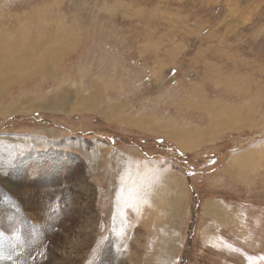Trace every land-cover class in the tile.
I'll use <instances>...</instances> for the list:
<instances>
[{"label": "rangeland", "instance_id": "374dc122", "mask_svg": "<svg viewBox=\"0 0 264 264\" xmlns=\"http://www.w3.org/2000/svg\"><path fill=\"white\" fill-rule=\"evenodd\" d=\"M65 41L76 44L52 55ZM0 47L38 65L51 57L0 86V107L26 105L0 113L2 242L14 231L21 241L37 234L50 242L51 262L65 243L70 264H264V0H0ZM60 87L69 112L48 102ZM218 112V133L190 149L139 119L174 121L195 137ZM92 137L113 153L134 146L183 170L186 187L166 193L180 204L161 219L181 231L111 227L97 199L100 166L86 163L81 146ZM248 151L258 164L246 161ZM47 207L67 212L49 234L28 215L46 223ZM31 222L39 228L32 236ZM16 255L22 261L0 264H36L34 253Z\"/></svg>", "mask_w": 264, "mask_h": 264}, {"label": "crops", "instance_id": "0c3cea01", "mask_svg": "<svg viewBox=\"0 0 264 264\" xmlns=\"http://www.w3.org/2000/svg\"><path fill=\"white\" fill-rule=\"evenodd\" d=\"M87 140L85 144H81L89 146L85 149L88 151L86 156L89 157L85 161L87 164L93 161L100 166L99 177L96 179L97 199L103 206L102 211L111 215L110 224L113 229L165 233L168 230H182L183 227H172L165 220H160L159 223L155 216L157 209H152L156 198L160 195L165 197L168 195L166 193L173 192L175 184L183 189L186 187L187 179L179 166L166 158L149 157L147 153L134 146H117L116 153H113L114 148L110 144L103 142L100 144L94 137ZM101 146H105L104 152H109L104 157L98 152ZM181 216L183 217V211ZM159 237L165 235L159 233Z\"/></svg>", "mask_w": 264, "mask_h": 264}, {"label": "bare ground", "instance_id": "6f19581e", "mask_svg": "<svg viewBox=\"0 0 264 264\" xmlns=\"http://www.w3.org/2000/svg\"><path fill=\"white\" fill-rule=\"evenodd\" d=\"M210 1H212V0H210ZM217 1V0H216ZM234 8H236V7H234ZM141 9V8H140ZM141 12V11H140ZM142 13V12H141ZM3 17V16H2ZM247 18V17H246ZM25 20V19H24ZM21 22V21H20ZM60 23V22H59ZM61 25H62V23H61ZM67 25V24H66ZM68 26V25H67ZM20 27V26H19ZM25 27V26H24ZM70 27V26H69ZM9 29V28H8ZM33 29V28H32ZM31 29V30H32ZM57 29V28H56ZM62 29V27H60V30ZM1 30H3V29H1ZM30 30V29H29ZM30 30V31H31ZM7 31V30H6ZM25 31V30H24ZM47 32H48V30H46ZM45 31V32H46ZM62 31V30H61ZM76 31H77V29H76ZM32 32H33V30H32ZM43 32H44V30H43ZM50 32V31H49ZM53 32V31H52ZM60 32V31H59ZM3 33V32H2ZM6 33V32H5ZM62 33V32H61ZM30 34V33H29ZM36 34V33H35ZM51 34V33H50ZM50 34H49V36H50ZM24 35V34H23ZM23 35H21V36H23ZM38 35V34H37ZM75 35H77V34H75ZM1 36H3V35H1ZM7 36V35H6ZM13 36H14V34H13ZM30 36V35H29ZM43 36V35H42ZM60 36V35H59ZM11 37V36H10ZM15 37V36H14ZM76 37V36H75ZM6 38V37H5ZM34 38H35V36H34ZM49 38V37H48ZM64 38V37H63ZM30 39V38H29ZM32 39H33V37H32ZM9 40V39H8ZM35 40V39H34ZM34 40H33V42H34ZM40 40L42 41L43 39H41L40 38ZM11 41V40H10ZM10 41H9V43H10ZM37 41H39V40H37ZM36 41V42H37ZM40 41V42H41ZM51 41H53V40H51ZM5 42V41H4ZM40 42H38V43H40ZM43 42V41H42ZM12 43V42H11ZM11 43H10V45H11ZM37 43V44H38ZM50 43V42H49ZM77 43H79V42H77ZM14 44V43H13ZM44 44V43H43ZM74 44H76V42H62L61 43V46L60 47H56L55 48V51H53V54L52 55H54L55 57H59L62 53H64L66 50H71V49H73L74 47ZM6 45V44H5ZM27 45V44H26ZM33 45H35V44H33ZM4 46V45H3ZM7 46H8V43H7ZM13 46V45H12ZM37 46V45H36ZM5 47V46H4ZM4 47H0V48H2L1 50H0V86L1 85H5V84H8V83H10V82H12L13 80L14 81H16L17 79H21V77L23 76V75H26V74H28L29 73V71H30V73H32L31 71L32 70H35V69H37L39 66H40V64H44V62H50L51 61V57L50 58H48V59H46V60H40L39 58V61H41V63L38 65V60H37V58L36 59H34V60H36V62L37 63H33V61H29V59L27 60V58H28V56L27 55H20V53H18V52H16V51H7L8 49L7 48H4ZM17 47H19V46H17ZM11 48H13V47H10V50H11ZM16 48V47H15ZM21 49H22V47H20ZM33 47L31 46V49H32ZM14 49V48H13ZM18 49V48H17ZM34 49H37V48H34ZM20 50V49H19ZM38 50V49H37ZM42 50V49H41ZM41 52V51H40ZM42 52L44 53V51L42 50ZM46 52V51H45ZM38 53V52H37ZM7 54H8V56H7ZM40 54V53H39ZM39 54H37V55H39ZM41 55H43V54H41ZM51 55V56H52ZM31 57V56H30ZM34 57V56H33ZM31 59V58H30ZM43 59V58H42ZM53 60H54V58H53ZM56 61V60H55ZM7 64H9V66H7ZM7 67H10L9 69H7ZM40 70V69H39ZM29 73V74H30ZM103 75V74H102ZM102 79V78H101ZM24 80V79H23ZM96 80V79H95ZM98 80V79H97ZM95 83H97V82H95ZM98 83H102L103 84V82H98ZM96 86V85H95ZM103 86V88L105 87L104 85H102ZM2 87V86H1ZM0 87V88H1ZM2 88H4V87H2ZM102 88V87H101ZM102 88V89H103ZM62 89V90H61ZM60 90L61 91H59V92H57V90H55V93H53V96L49 99V104H53V108L55 109V111L57 110V111H62V110H65V111H67V112H69L70 111V109H69V107H64L66 104H67V102H70V100H69V98H68V93H65L64 92V89L63 88H61L60 87ZM97 93H98V89L96 88L93 92H92V94H91V99H92V103H90V105L91 106H94L95 104V101H96V96H97ZM35 94H37V93H35ZM25 95V94H24ZM105 95V94H104ZM95 96V97H94ZM31 97V96H30ZM33 97H34V94H33ZM32 97V98H33ZM94 97V98H93ZM104 97V96H103ZM105 100V99H104ZM108 100V99H107ZM27 101V100H26ZM29 101V100H28ZM112 101V100H111ZM200 101H201V99H200ZM199 101V102H200ZM105 102V101H104ZM110 102L108 101V104H109ZM114 103V102H113ZM41 104V103H40ZM106 104H107V102H106ZM50 105V106H51ZM87 106H89V104H86ZM111 106H112V104H111ZM118 106V105H117ZM117 106H115L116 108H117ZM19 107H26V105L24 106V103L22 102L21 104H19L18 102H13V103H11L8 107H0V113L2 114V115H4V113H7V112H16V111H18L19 109ZM113 107H114V105H113ZM112 107V108H113ZM114 107V108H115ZM120 107V106H119ZM118 107V108H119ZM108 108V107H107ZM108 110V109H107ZM109 111V110H108ZM112 111L114 112V109H112ZM112 113V112H111ZM128 113V112H127ZM110 114V113H109ZM112 115V114H111ZM113 115H114V113H113ZM131 116V114H129V117ZM133 116V115H132ZM221 113H217L216 115H214V117H213V119L211 120V122H210V126H209V129L207 130V131H198L197 132V134H196V136L195 137H187L182 131L183 130H185L186 132H189L190 131V129L188 128V127H182V126H179V125H177L176 123H173V122H165V120H161L160 122H159V119L160 118H157V116H155V118H153V119H149V118H147L146 117V115H144V114H140L139 115V119H140V121L143 123V125L142 126H145V127H150V126H153V125H156L157 127V129L158 130H163V131H165L166 133H169L170 135H172V138H174V139H176V140H178L180 143H181V147L182 148H184V149H190L191 147H194V146H197V145H199V143H201L205 138H207L206 136H208V137H211L212 135H214L215 133H218V130H217V128L219 127V124H220V122H221ZM236 118H238V117H236ZM235 119V118H234ZM227 120V119H226ZM236 120V119H235ZM235 122V121H234ZM234 124H232V126H233ZM193 126V125H192ZM221 126V125H220ZM229 126V125H228ZM223 127V126H222ZM191 128V127H190ZM221 129V128H220ZM224 129V128H223ZM214 138V137H213ZM210 140V139H209ZM85 148H89V146H85ZM102 151V150H101ZM106 152V151H105ZM244 152V151H243ZM254 152H255V150H253V154H254ZM57 153V152H56ZM59 153V152H58ZM100 153V152H99ZM106 154H108V153H105V154H102V157H104V155L106 156ZM56 156V155H55ZM246 156V161L249 163V164H253L254 162H255V164H258L257 162H258V158H259V160H260V157H259V153H258V158H257V156H255L254 158V160H252V157H250V151H248V152H246L245 154H244V157ZM207 157V156H206ZM106 158V157H105ZM240 158V157H239ZM242 159V158H241ZM105 160V159H104ZM235 161L237 160V156H236V158L234 159ZM107 161V160H106ZM236 163H237V161H236ZM238 164H240V163H238ZM45 166V165H44ZM47 166H48V164H47ZM240 166V165H239ZM253 166V165H252ZM40 172H41V170H40ZM141 174V173H140ZM38 175V174H37ZM138 179V178H137ZM130 180H131V178H130ZM129 180V181H130ZM135 182H137L136 180H135ZM54 183V182H53ZM86 184V183H85ZM136 184V183H135ZM48 186H49V184H48ZM121 186V185H120ZM130 186V185H129ZM88 187V186H87ZM136 187V186H135ZM134 187V188H135ZM159 187V186H158ZM85 188H86V186H85ZM94 189V188H93ZM183 190V189H182ZM87 191V190H86ZM2 194V193H1ZM2 196V195H1ZM134 196V195H133ZM156 196V195H155ZM184 196V195H183ZM86 198V197H85ZM132 198V197H131ZM182 198V200H181V202L183 201V197H181ZM154 199V198H153ZM157 200H155V205L154 206H152L153 207V210H155V209H157V214H155V216H156V218L157 219H159L158 220V222L160 223V220L161 219H163V218H165L164 217V215L163 214H165V212H166V210L168 211L169 209H170V207L168 208V204H170L172 201H173V204L174 203H176V204H178L179 202L178 201H180V196H178L177 198H176V201H175V199H173V200H171L170 198H169V196H165V197H162L161 195L158 197V198H156ZM133 200H134V198H133ZM87 202V201H86ZM217 202V201H216ZM146 203H147V201H146ZM180 204V203H179ZM178 204V205H179ZM210 204V203H209ZM211 204H213V202L211 203ZM171 205V204H170ZM178 205H177V207H178ZM176 206V205H175ZM217 207V206H216ZM20 208H21V206H20ZM225 208V207H224ZM218 211H220V210H218ZM42 212H43V214H44V216H45V218H44V220H46V223H43L42 222V220L39 218V216H38V214H36L35 212H31V214H28L29 216H31V217H33V218H35V219H37V220H35L36 222H37V225H39V226H42L45 230L44 231H46L48 234L50 233V229H51V231H53V228H58V226L57 225H55L54 223L56 222V221H61L62 219H64V218H66V216H67V212L65 211V210H63V209H60V210H56V209H50L49 207H47L46 209H43L42 210ZM54 212H56V220H54L53 219V213ZM155 212V213H156ZM15 213H17V212H15ZM28 216V217H29ZM148 216V215H147ZM154 217V216H153ZM28 219V218H27ZM148 220H149V218H148ZM179 220V219H178ZM180 221V220H179ZM134 222V221H133ZM169 223V222H168ZM179 223V222H178ZM180 224V223H179ZM170 225V224H169ZM176 225L178 226V224L176 223ZM88 226V225H87ZM156 226H158V225H156ZM173 226V225H172ZM17 228V227H16ZM38 230H39V228L38 227H36L35 226V224H34V222H31L30 224H29V226H28V232L30 233V235L32 236V234L33 233H37L38 232ZM81 230V229H80ZM83 232V231H82ZM47 234V235H48ZM69 234V233H68ZM6 237V236H5ZM13 237V236H12ZM23 237V236H22ZM1 238L2 237H0V258H4V257H8V258H10V259H12V260H18V261H22V257H19V256H17L16 255V252L17 251H19V250H24V251H26V252H28L29 254H30V256H32L33 255V253L35 254V258H36V261H35V263L36 264H70V258H69V255L67 254V252H66V248L68 247L65 243H64V245H65V247L64 248H62V249H60V253H61V256H60V258H59V261H57L56 259L53 261V262H51V260H48L47 258H46V256L47 255H45V253H46V251H45V249H46V245H48L49 243L48 242H44V240H41L40 239V237L37 235V234H34V236L32 237V241H21L20 239H19V234L18 233H16L15 231H14V237H13V239L9 242H2L1 241ZM5 239H7V238H5ZM22 239V238H21ZM24 239V238H23ZM45 239V238H44ZM211 242V241H210ZM13 246H17L18 248L17 249H13V250H10V248L11 247H13ZM48 253L51 255V253L52 252H50L49 251V249H48ZM55 253H57V252H55ZM63 256H64V258H63ZM33 258L31 257L30 258V260H32ZM82 262H80V264H81ZM5 264V263H4ZM26 264H28V263H26Z\"/></svg>", "mask_w": 264, "mask_h": 264}, {"label": "water", "instance_id": "95a60500", "mask_svg": "<svg viewBox=\"0 0 264 264\" xmlns=\"http://www.w3.org/2000/svg\"><path fill=\"white\" fill-rule=\"evenodd\" d=\"M193 196H196L195 193L193 192ZM189 245H190V240H189ZM185 258L184 260H182L181 264H184Z\"/></svg>", "mask_w": 264, "mask_h": 264}]
</instances>
